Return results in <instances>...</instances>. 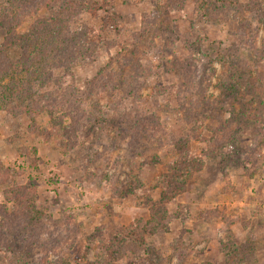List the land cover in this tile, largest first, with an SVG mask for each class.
<instances>
[{"label": "rangeland", "instance_id": "obj_1", "mask_svg": "<svg viewBox=\"0 0 264 264\" xmlns=\"http://www.w3.org/2000/svg\"><path fill=\"white\" fill-rule=\"evenodd\" d=\"M222 1L182 0L175 6L183 11L160 17L176 33L185 32L192 20L201 41L200 55L209 54L215 69L207 95L220 107L212 115L216 119L204 121L208 127L192 118L185 122L183 113L173 108V99L153 93L149 85L141 89L142 110L160 117L162 130L156 134L161 132L162 141L141 136L135 143L137 132L112 128L117 117L112 112L114 99L95 94L100 89L96 85L90 91L92 104L105 108L104 118L79 111L78 118L64 117L63 125L51 128L50 117L43 113L37 132L28 129L24 118L0 110V163L17 172L14 180L0 181V204L7 207L10 219L24 217L21 221L29 224V214L40 213L50 230L61 233L53 237V248L33 246L35 253L28 257L32 264H264V130L259 132L264 128V0ZM116 4L125 40L140 30L141 14L156 8L154 0ZM240 30L247 41L238 36ZM116 50L110 49V54ZM105 61L101 53L94 64L73 69L80 91L91 87L85 78ZM232 80L239 86L228 95L226 86ZM175 81V72L163 75L162 84ZM117 93L123 95L122 90ZM129 105L124 99L120 109L126 118L117 117L125 128L135 120ZM242 110L244 117L234 116ZM252 112L260 117H252ZM211 127L225 130L224 136L215 137ZM185 137L195 158L170 177L180 182L182 191L162 206L164 230L155 229L154 223L150 233H144L149 208L164 189L168 162L180 155L169 141ZM230 138L243 150H234ZM141 146L144 151L134 152ZM29 177L35 180L36 192L30 213L27 199L20 200L22 191L17 190V205L7 202L3 193L25 185ZM126 232L143 236L144 244L128 240ZM0 264H7L1 251Z\"/></svg>", "mask_w": 264, "mask_h": 264}, {"label": "trees", "instance_id": "obj_2", "mask_svg": "<svg viewBox=\"0 0 264 264\" xmlns=\"http://www.w3.org/2000/svg\"><path fill=\"white\" fill-rule=\"evenodd\" d=\"M117 2L118 0H0V110L12 117L24 118L28 122V129L35 128L37 132V119L43 113L50 117L51 128L63 125L64 117H71L72 120L78 118L79 111H85L89 117L104 118L105 108L92 104L90 91L96 85L100 89L95 94L106 93L107 99H114L111 103L114 108L112 112L119 120L126 118L120 109L124 99L129 100L130 110L135 115V120L130 121L127 128L122 126L121 121H117V117H114V125L112 127L110 123V127H118L121 132H137L135 143L141 136L148 141H162L164 138L161 132L156 134L162 130L160 117L142 110L145 100L141 96V89L149 85L153 93H167L173 99V108L183 113L185 122L192 118L198 126H204L206 119H216L212 115L220 106L207 95V85L215 68L211 66L208 53L203 54V57L200 55L198 45L201 41L198 32L193 30V21H188L185 32L176 33L171 27L164 25L165 22L160 18L169 15L171 11H183L182 7L175 6L181 5L182 0H173V4L169 0H154L155 11L141 14L140 30L129 33L127 40L124 39L123 17L117 10ZM201 9L202 6L200 11ZM202 11L203 16L204 13L207 14L203 9ZM150 33H153L151 38ZM238 36L241 38V30ZM243 36L242 39L247 41ZM155 38L158 40L155 41ZM178 44L181 52L177 51ZM112 48L117 50L110 54ZM101 53H105L106 61L93 76L85 78V84L91 87L80 91L76 87L73 69L86 63L94 64ZM218 53L221 54L220 51ZM220 58H223V54ZM170 72H175L176 81L162 84L163 75ZM261 79L259 78L260 83ZM232 81L226 86L228 95H234L232 93H236L239 86V82ZM250 88L255 95L254 85ZM222 89L226 91L225 86ZM118 90L123 91L122 96L118 95ZM87 103L89 106L85 107ZM233 114L244 117L245 112L242 110V114ZM259 115L258 112H252L251 116L258 118ZM210 129L215 137L224 136L225 130ZM261 130L264 128H260L259 132ZM230 140L235 143L234 150H243L235 139ZM186 141V137L182 140L172 138L169 141L180 155L168 162L167 172L163 174L164 189L159 194L158 202L149 208L151 217L141 228L144 233H150V228H154L155 224V229L164 230L162 206L182 191L183 187L177 185L180 182H173L174 179L170 177L183 169L185 162L195 158ZM133 147L132 149H136ZM138 149L144 151V146L134 152ZM255 155H259L256 150ZM16 174L13 168L0 163L1 182L14 180ZM24 184L11 187L8 192L4 191V199L17 205L16 193L19 189L24 197L20 196V200L22 202L27 199L30 213L35 210V180L29 177ZM10 215L7 207L0 204V251L7 256V264H32L28 257L35 253L33 246L36 249L41 247V250H45L47 246L53 248V237H61V233L55 234L46 226L40 213L29 214V224L21 221L24 217L10 219ZM18 220L19 223L12 226ZM123 236L144 244L143 236H137L135 232H126Z\"/></svg>", "mask_w": 264, "mask_h": 264}]
</instances>
